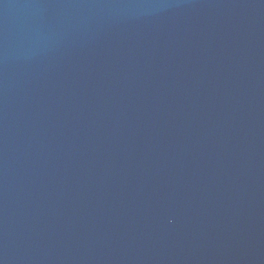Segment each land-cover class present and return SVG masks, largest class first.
I'll return each instance as SVG.
<instances>
[{"label": "water", "instance_id": "obj_1", "mask_svg": "<svg viewBox=\"0 0 264 264\" xmlns=\"http://www.w3.org/2000/svg\"><path fill=\"white\" fill-rule=\"evenodd\" d=\"M0 264H264V0H0Z\"/></svg>", "mask_w": 264, "mask_h": 264}]
</instances>
